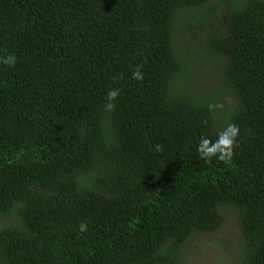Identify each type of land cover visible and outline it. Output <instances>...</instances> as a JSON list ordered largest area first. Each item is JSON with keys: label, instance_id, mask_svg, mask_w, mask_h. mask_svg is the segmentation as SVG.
<instances>
[{"label": "trees", "instance_id": "obj_1", "mask_svg": "<svg viewBox=\"0 0 264 264\" xmlns=\"http://www.w3.org/2000/svg\"><path fill=\"white\" fill-rule=\"evenodd\" d=\"M9 54L0 264H264V0H0Z\"/></svg>", "mask_w": 264, "mask_h": 264}, {"label": "clouds", "instance_id": "obj_2", "mask_svg": "<svg viewBox=\"0 0 264 264\" xmlns=\"http://www.w3.org/2000/svg\"><path fill=\"white\" fill-rule=\"evenodd\" d=\"M0 63L6 66H14L17 63V57L14 54H9L2 59ZM132 78L137 81H142L144 73L142 66L137 65L136 69L132 72ZM119 88H110L106 94V102L104 108L108 113H111L116 108V100L120 96ZM239 135V127L235 123L228 124L217 135L213 141L208 136H201L199 143L196 146V151L199 157L205 161H211L214 157L222 162L230 163L234 156V148L237 144V137ZM155 150H161L160 145L157 144ZM84 230V226H81Z\"/></svg>", "mask_w": 264, "mask_h": 264}, {"label": "rangeland", "instance_id": "obj_3", "mask_svg": "<svg viewBox=\"0 0 264 264\" xmlns=\"http://www.w3.org/2000/svg\"><path fill=\"white\" fill-rule=\"evenodd\" d=\"M208 36H200V39L198 41V45L200 46H205L206 45V40L208 39ZM196 82L201 84L205 89L207 87H209L211 85L210 80H206V79H196ZM232 222L231 217H229V223ZM1 224V222H0ZM207 239V238H206ZM197 241L203 240V238H198L196 239ZM206 245L204 244H200L198 247V251H200V256L199 261L201 264H224L225 261L223 260V257H219V256H212L215 253V249L214 247L211 248H206ZM202 250V251H201Z\"/></svg>", "mask_w": 264, "mask_h": 264}]
</instances>
